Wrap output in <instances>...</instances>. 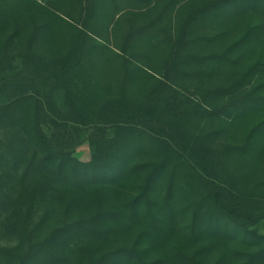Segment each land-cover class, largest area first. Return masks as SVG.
Wrapping results in <instances>:
<instances>
[{"label":"trees","instance_id":"16d2710c","mask_svg":"<svg viewBox=\"0 0 264 264\" xmlns=\"http://www.w3.org/2000/svg\"><path fill=\"white\" fill-rule=\"evenodd\" d=\"M0 213L16 264H264V0H0Z\"/></svg>","mask_w":264,"mask_h":264},{"label":"rangeland","instance_id":"374dc122","mask_svg":"<svg viewBox=\"0 0 264 264\" xmlns=\"http://www.w3.org/2000/svg\"><path fill=\"white\" fill-rule=\"evenodd\" d=\"M124 20H122L119 24L118 29L121 30L124 28ZM75 157L79 159L80 161L87 162L90 160V149L88 142H84L81 146H79L76 151H75ZM12 213H5L1 214L0 213V248L12 251V252H20L21 247L19 242L7 237L3 230H2V223L4 220H7L8 217L11 216ZM257 231L259 234L264 235V221H262L257 227ZM0 264H16L15 262H10V261H5L0 259Z\"/></svg>","mask_w":264,"mask_h":264}]
</instances>
